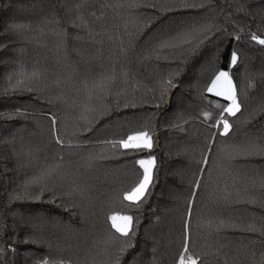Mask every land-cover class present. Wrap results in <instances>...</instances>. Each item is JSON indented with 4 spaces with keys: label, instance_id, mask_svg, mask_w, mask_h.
<instances>
[{
    "label": "trees",
    "instance_id": "16d2710c",
    "mask_svg": "<svg viewBox=\"0 0 264 264\" xmlns=\"http://www.w3.org/2000/svg\"><path fill=\"white\" fill-rule=\"evenodd\" d=\"M137 3L0 0V264H36L44 258L50 264H113L125 240L132 247L120 264H177L191 185L200 168L196 162L204 153L209 166L192 207L190 253L203 264H264V236L241 230L250 224L264 228V157L229 163L219 152L252 137L264 141V46L250 35L264 38V0ZM185 3L204 7H181ZM12 24L29 28L16 34L9 31ZM203 24L211 25V34L201 46L177 50L169 59L146 58L162 34ZM54 31L66 33L63 43ZM233 49L239 60L230 74L241 112L228 117L229 137L217 135L212 144L216 129L202 113L215 118L220 112L215 103L228 102L206 87L217 71L228 70ZM21 68L42 73L32 91L9 85L8 77L14 84ZM112 72L117 79L103 107L95 97L89 103L84 82ZM123 72L129 74L127 82ZM169 74H175L176 85L170 103L171 89L161 94L160 87ZM86 105L96 110L85 114L92 126L81 134ZM52 115L63 146L53 138ZM137 130L152 135L150 151L104 143ZM149 156L155 157L153 185L141 206L130 208L122 194L142 176L136 161ZM57 163L62 168L35 199L39 188L28 182ZM225 184L234 185L233 200L239 190L240 202L217 199ZM249 198L254 202H246ZM119 213L133 217L134 236L120 237L112 228L109 217ZM37 217L45 221L40 230L33 226ZM217 218L233 226L217 232L208 224Z\"/></svg>",
    "mask_w": 264,
    "mask_h": 264
},
{
    "label": "snow or ice",
    "instance_id": "6c2138e0",
    "mask_svg": "<svg viewBox=\"0 0 264 264\" xmlns=\"http://www.w3.org/2000/svg\"><path fill=\"white\" fill-rule=\"evenodd\" d=\"M124 6V5H119ZM127 6L129 7H139L140 4L137 3V0H127ZM181 7L184 8H196V7H204L203 4H182ZM172 10V9H168ZM77 19L81 24H85L83 16H78ZM29 28L28 25L24 24H12L9 26V31L21 34L23 31ZM243 31V29H241ZM211 34V25L203 24L199 27L192 25L189 28L179 29L175 31V33H164L162 34L152 45L148 56L146 58H155L157 60L160 59H169L171 58L177 50H191L193 47H199L203 44L204 40L208 38ZM54 35L58 37L60 43H63L66 39V33L64 32H55ZM251 40L255 41L257 44L264 46V38L257 35L255 32L250 33ZM238 41L240 40V36L237 35L235 37ZM59 47V44H58ZM123 51V49H122ZM239 57L237 55V51L235 49L232 50L229 56L228 70H219L215 73L214 78L211 79L210 85L206 87V91L208 93L213 94L216 97H222L224 101L228 103L222 104L220 102L215 103V107L220 110L219 115L213 118L212 114L209 112H203L202 115L205 117V120L212 121L209 125L210 127L216 129V133L213 134L210 143L214 144L216 136L229 137L230 132H232L233 124L230 123L228 117H236L237 113L241 112V102L238 99L237 89L232 80V76L230 74L231 69L236 66ZM175 74H169L167 79L160 81L161 94L169 91L172 88H175L176 85L173 83V77ZM16 80L15 83H12V76L8 77L10 87L15 90L17 88H24L27 91H32L31 84L32 82L41 80L42 73L38 71L28 72L25 69L21 68L17 73H15ZM122 79L127 82L129 79V74L127 72L121 73ZM117 77L114 72L112 73H102L96 78H94L91 82H84V91L87 93L89 103L92 101L93 97L96 100L101 101V107H103V100L107 98V96L111 93L114 82ZM254 87V85H251ZM128 104H125V107H128ZM135 107V104L131 105ZM95 108H90L87 105L84 107V112L82 113L81 118L86 120V127L82 129L81 134L83 132H87L91 130L92 121L87 119L86 113L90 111H95ZM51 121V131L55 142L58 145L63 146L64 141L61 138L59 131L57 129V119L55 115L50 117ZM104 143L110 144L112 148H122L125 150H133L135 152H141L144 150H151L153 148V139L152 135L148 130H137L132 134L127 135L126 138H121L116 141H105ZM71 146V144H69ZM81 145L77 144L76 147H80ZM209 152H211V148H209ZM219 152L223 155L224 160L231 163V161L235 160L238 157L248 158L261 156L264 157V141H261L258 138L252 137L245 141H241L239 143H234L229 145L227 150L225 148H220ZM92 157H90V160ZM136 163L143 170L142 176L137 180V182L130 188L123 192L122 199L124 201H128L129 207L139 208L144 202L146 196L149 194V189L153 185V169L155 167V157L149 156L147 159H139ZM200 165L198 170V174H194L195 179L192 182V192L191 198L187 202V218L184 222V236H183V248L182 253L178 258L177 264H203L202 257H194L193 254L189 251V242H190V220L192 216V207L195 203V198L197 193L201 189L202 181L204 179V174L206 169L209 166V154L204 153L202 155V159L196 162ZM62 168V164L57 163L55 165H49L40 170L39 174L34 176L28 183L30 185H36L39 188L40 195L35 196L34 198L39 200L40 196L43 195V192L47 190L48 182L52 180ZM209 175H211L209 173ZM235 183V181H234ZM261 187L264 190V178H261ZM232 187L228 184H225L222 189H219L220 195L217 199H222L226 202V204L238 203L241 200L239 190H236V200L232 199L233 192ZM255 188V181H253V189ZM246 196H250L247 192ZM16 199H20L21 197H15ZM246 202L252 203L254 199L249 198ZM111 221L112 228L115 229L116 233L120 234V237L129 238L130 235L134 236L133 232V217L131 215H111L109 217ZM45 221L43 218L37 217L36 222L34 223V227L37 230L43 228ZM209 227H213L215 231L220 232L225 227L233 226L230 220H225L222 218H217V221L213 224V222H208ZM243 231L248 232H259L261 236H264V228H256L255 225H248L246 228L241 229ZM117 237L116 239H119ZM264 243V241H261ZM35 243V241H33ZM128 247H132V245L125 240L121 247L118 248V253L115 257L113 264H120V257L123 253L127 251ZM223 247V246H221ZM4 249L0 248V255H3ZM261 257L264 258V251L260 253ZM255 253H253V257ZM36 264H50V261L47 258L42 260H38ZM51 264H64L61 261H52Z\"/></svg>",
    "mask_w": 264,
    "mask_h": 264
},
{
    "label": "water",
    "instance_id": "95a60500",
    "mask_svg": "<svg viewBox=\"0 0 264 264\" xmlns=\"http://www.w3.org/2000/svg\"><path fill=\"white\" fill-rule=\"evenodd\" d=\"M175 88H172L170 93H169V97H168V103H170L171 101V98H172V95H173V92H174Z\"/></svg>",
    "mask_w": 264,
    "mask_h": 264
},
{
    "label": "rangeland",
    "instance_id": "374dc122",
    "mask_svg": "<svg viewBox=\"0 0 264 264\" xmlns=\"http://www.w3.org/2000/svg\"><path fill=\"white\" fill-rule=\"evenodd\" d=\"M214 78V77H213ZM212 78V79H213ZM232 80H233V78H232ZM211 82V81H210ZM234 82V81H233ZM235 84V83H234ZM209 85H210V83H209ZM222 98V97H221ZM147 158H149V157H145V158H142V159H147ZM114 215H127V214H122V213H119V214H114Z\"/></svg>",
    "mask_w": 264,
    "mask_h": 264
}]
</instances>
